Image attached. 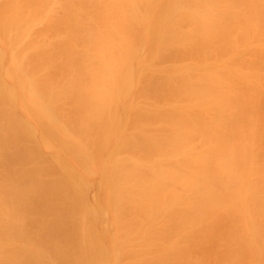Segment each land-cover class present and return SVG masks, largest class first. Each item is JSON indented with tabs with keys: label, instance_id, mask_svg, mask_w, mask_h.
<instances>
[{
	"label": "bare ground",
	"instance_id": "bare-ground-1",
	"mask_svg": "<svg viewBox=\"0 0 264 264\" xmlns=\"http://www.w3.org/2000/svg\"><path fill=\"white\" fill-rule=\"evenodd\" d=\"M0 264H264V0H0Z\"/></svg>",
	"mask_w": 264,
	"mask_h": 264
}]
</instances>
